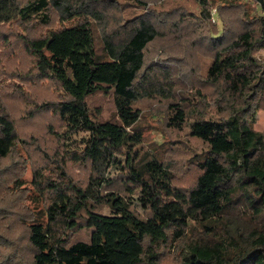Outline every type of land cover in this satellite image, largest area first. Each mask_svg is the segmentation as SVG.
<instances>
[{
	"label": "trees",
	"instance_id": "obj_1",
	"mask_svg": "<svg viewBox=\"0 0 264 264\" xmlns=\"http://www.w3.org/2000/svg\"><path fill=\"white\" fill-rule=\"evenodd\" d=\"M214 6L0 0V264H264V20L224 0L220 28ZM146 96L158 106L144 113ZM153 113L203 145L183 170L169 142L146 146ZM114 166L150 217L102 193Z\"/></svg>",
	"mask_w": 264,
	"mask_h": 264
},
{
	"label": "rangeland",
	"instance_id": "obj_2",
	"mask_svg": "<svg viewBox=\"0 0 264 264\" xmlns=\"http://www.w3.org/2000/svg\"><path fill=\"white\" fill-rule=\"evenodd\" d=\"M211 1L215 3V6L212 9L211 19L213 22L218 24V26L221 28L222 22L217 13L216 5L218 2L220 1L223 2L224 0H211ZM237 1L238 2L242 1V3L250 7L252 11L256 9L257 13L261 15L264 20V11L260 9L259 4L256 1L254 0H237ZM251 15H253V13H251ZM230 25L232 29L237 28L234 21H232ZM170 38L175 39V40H183V38L177 39L174 34ZM98 41H99L98 45H100L101 44L100 40L98 39ZM178 48L183 49L184 45L179 43ZM163 53H164V49H161V47H157V49H155V51L152 52L150 56L154 57V59L156 60L157 58H159V55H164ZM257 56L259 59L264 60V46H262L257 51ZM98 102L102 103V99L97 98L95 102L93 103H98ZM139 104L142 105L143 111L144 113H146L156 108L158 106V101L151 96H146V97L139 99ZM102 107L105 111H103V113L101 114V117L108 118L109 116L112 115L113 105H112V101L110 97H108L106 101L102 103ZM254 119H255V123H254L255 127L258 130L262 131L264 134V108H258L256 110ZM140 123L143 126L144 131L147 134L146 136V146L147 147L149 146L153 147V145H156L154 143H160V145L162 144V149H163L168 142L170 143V147L168 150V158L173 157L174 161L178 162L177 166L179 170H183V168H185L186 166L185 159L187 155L189 154H185V153H187L186 150L188 148H191L190 149V153H191V151H193L194 149L196 151H201L203 147V145L199 141H196L195 139L190 138L184 132H182L181 134L176 133L175 131L169 133L170 131L165 130V127L161 125V122L159 121V118H157L156 113L145 116ZM176 139H184L186 145L182 144L180 140H176ZM183 150H185V152H183ZM5 163H8V161ZM2 166L4 167L5 165H2ZM16 168L18 169V166ZM74 171L77 174H82L83 172H85L84 170L80 169V167L75 168ZM122 171L123 170L117 169L115 166L110 169V172H109L110 182L105 184L102 187V193H106L108 191H115L117 193H120V195H122L126 199V201L129 203L130 209L135 214H137L139 217L144 218V219L150 217L152 214V211L148 207L143 206L141 202L139 201V195L141 193L140 186L130 182L128 179L126 170H124L125 172L121 174ZM24 176H25L26 181H30V178H31L30 163H27L26 165V171H25ZM2 200L3 198L0 196V202ZM92 207L95 211L100 212V213L110 214L112 212L109 204H107L106 202H102L99 204L93 203ZM2 215H4V213L0 211L1 219H3ZM1 224L2 222L0 220V225ZM9 235L11 236V234ZM174 255H176V258L178 257V254L175 252L171 256L174 259L172 262L175 261Z\"/></svg>",
	"mask_w": 264,
	"mask_h": 264
}]
</instances>
